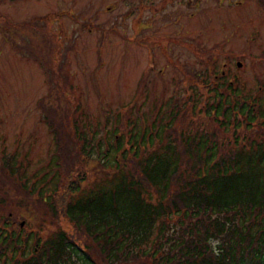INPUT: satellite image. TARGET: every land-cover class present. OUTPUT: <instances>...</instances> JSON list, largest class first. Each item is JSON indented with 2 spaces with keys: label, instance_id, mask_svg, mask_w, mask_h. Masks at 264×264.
I'll return each mask as SVG.
<instances>
[{
  "label": "trees",
  "instance_id": "16d2710c",
  "mask_svg": "<svg viewBox=\"0 0 264 264\" xmlns=\"http://www.w3.org/2000/svg\"><path fill=\"white\" fill-rule=\"evenodd\" d=\"M217 79L205 92L188 84V105L165 103L166 123L160 109L139 127L126 116L104 138L43 105L52 163L64 162L49 190L45 174L13 190L15 154H0V264H264V102ZM7 192L23 213L3 204ZM20 218L37 228L25 232ZM42 224L51 228L40 236Z\"/></svg>",
  "mask_w": 264,
  "mask_h": 264
},
{
  "label": "rangeland",
  "instance_id": "374dc122",
  "mask_svg": "<svg viewBox=\"0 0 264 264\" xmlns=\"http://www.w3.org/2000/svg\"><path fill=\"white\" fill-rule=\"evenodd\" d=\"M61 10L67 13L57 16ZM44 63L55 66L48 71ZM220 76L264 102V0H0V154H15L11 188L32 187L44 174L52 188L64 162L52 163L43 105L56 109L55 121L67 111L84 137L95 130L104 138L126 116L139 127L160 109L157 119L166 123L165 103L188 105L179 99L188 84L205 92L201 84ZM76 160L67 165L72 173ZM11 196L3 204L23 213ZM32 219H18L19 227L36 229Z\"/></svg>",
  "mask_w": 264,
  "mask_h": 264
},
{
  "label": "flooded vegetation",
  "instance_id": "af4514ba",
  "mask_svg": "<svg viewBox=\"0 0 264 264\" xmlns=\"http://www.w3.org/2000/svg\"><path fill=\"white\" fill-rule=\"evenodd\" d=\"M71 10V9H70ZM65 13H67V11H64V10H61L60 11V13H58V14H56L57 16L59 15V14H65ZM56 18H54V20H55Z\"/></svg>",
  "mask_w": 264,
  "mask_h": 264
},
{
  "label": "bare ground",
  "instance_id": "6f19581e",
  "mask_svg": "<svg viewBox=\"0 0 264 264\" xmlns=\"http://www.w3.org/2000/svg\"><path fill=\"white\" fill-rule=\"evenodd\" d=\"M225 74H226V73H225ZM223 76H224V75H223ZM220 77H221V76H220ZM224 77H225V76H224ZM218 79H219V78H218ZM219 80H220V79H219ZM221 82H222V81H221ZM230 83H231V82H230ZM228 84H229V83H228ZM228 84H227V85H228ZM225 86H226V84H225ZM230 86H231V85H230ZM234 86H235V85H234ZM234 86H233V88H235ZM233 88H232V89H233Z\"/></svg>",
  "mask_w": 264,
  "mask_h": 264
}]
</instances>
